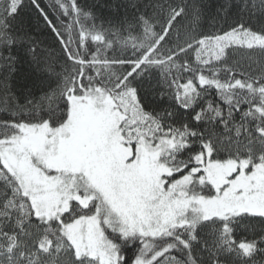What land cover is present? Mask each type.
I'll return each instance as SVG.
<instances>
[{
    "label": "snow or ice",
    "instance_id": "obj_1",
    "mask_svg": "<svg viewBox=\"0 0 264 264\" xmlns=\"http://www.w3.org/2000/svg\"><path fill=\"white\" fill-rule=\"evenodd\" d=\"M0 264H264V0H0Z\"/></svg>",
    "mask_w": 264,
    "mask_h": 264
}]
</instances>
